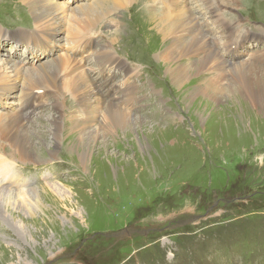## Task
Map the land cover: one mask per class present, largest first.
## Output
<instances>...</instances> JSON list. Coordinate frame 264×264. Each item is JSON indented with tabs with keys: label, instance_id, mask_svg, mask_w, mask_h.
<instances>
[{
	"label": "rangeland",
	"instance_id": "374dc122",
	"mask_svg": "<svg viewBox=\"0 0 264 264\" xmlns=\"http://www.w3.org/2000/svg\"><path fill=\"white\" fill-rule=\"evenodd\" d=\"M52 1L65 7L64 18L62 30L46 41L25 0H0V61L15 62L36 78L43 68L67 70L81 49L84 54L78 61L93 67L94 52L105 46L111 50L118 37L115 52L130 72H137L139 89L132 107L123 95L132 82L130 72L109 67L101 76L94 65L93 77L105 99L112 98L132 117L131 123H112L113 128L103 129L95 141L80 139L72 130L71 119L90 121V110L87 102L79 105L73 99L65 83L68 78L58 85L62 98L54 92L43 96L36 112L41 116H32L35 125L27 126L39 135L46 133L52 128V115L62 113L65 133L53 150L54 159L49 152L37 155V165L9 158L15 165L0 169V201L12 203L0 205V264H264V114L244 102L249 100L238 92L240 81L234 80V72L207 69L198 74L192 66L184 81L170 75L176 89L158 58L163 41L150 38L139 47L140 35L149 34L140 28L138 11L124 10L129 0ZM253 1L227 5L215 15L242 24L224 60L261 71L264 0ZM140 8L161 12L151 3ZM94 15L97 21H90ZM206 21L204 28L220 33ZM243 37L250 41L239 46ZM24 39L36 45L27 47ZM205 55L186 56L179 65L189 67L202 59L203 66L214 68L215 60L203 59ZM219 74L225 77L217 79ZM247 75L253 78L250 85L264 95V74ZM97 80L113 82L114 87ZM203 80L220 89L206 94ZM1 95L0 116L8 117L6 106H17L21 89ZM100 118L106 120L104 114ZM29 137L38 142L36 136ZM41 137L49 145L51 136ZM1 145H6V158L11 148L3 141ZM27 200L41 205L30 206ZM128 227L148 233L105 237Z\"/></svg>",
	"mask_w": 264,
	"mask_h": 264
},
{
	"label": "bare ground",
	"instance_id": "6f19581e",
	"mask_svg": "<svg viewBox=\"0 0 264 264\" xmlns=\"http://www.w3.org/2000/svg\"><path fill=\"white\" fill-rule=\"evenodd\" d=\"M249 1L252 0H192L193 3L190 2V0H129V5L124 10L127 12H131L132 10L138 11L143 20V25L140 26L138 24V26L144 30L145 34H149L146 37H144V34L140 35L141 42L139 47L145 46L143 41L150 38L151 41L154 40L155 42H159L160 40L163 41V45L158 50L160 52L158 58L165 66V70L169 73V77L176 89L177 84L170 75L178 76L177 81L179 82L184 81L191 76V70L193 69H190V67L192 66L196 67L194 70L198 74L205 72L207 69H214V71H220L222 74H228L230 71H233L236 76L234 80L240 81L238 86H236L238 92L241 95L243 93L246 94L249 100L247 101L245 99L244 102L259 109L260 114H264V95L250 85L253 78L247 75L248 73L264 74V70L261 69L260 71L256 66H252L251 64H229L223 58V53L230 48L231 42H233L234 37H236L234 35L239 30L241 31L240 28L242 27V24L238 23V21L236 22L237 24H231L222 20L218 15H215V12H219L222 7H226L227 5L238 7L242 3L247 5ZM13 2L14 6H20L18 3L15 4V1ZM101 2L106 4L107 0H102ZM253 2H256V0ZM148 3L156 4L157 6L159 5L161 12H146L145 9L142 11L140 7L142 5H148ZM25 5L30 10L31 16L36 23L39 32L43 31L46 34L44 40L50 41L60 30H62L64 6L60 7L52 0H25ZM198 5L201 7H198ZM17 7L15 11H17ZM95 10L100 11L98 6ZM17 15L20 16L22 14L17 13ZM97 19L98 17L94 15V19H90V21H97ZM206 20H210V23L213 22V24L218 27L220 33H217V30H213L214 28L212 29L208 26L204 28L207 23ZM207 32L213 34L209 35ZM32 38L34 39V37ZM117 39L115 40L116 42ZM240 39L239 46L250 41L245 37ZM261 39L264 40V37ZM24 41L27 42V47L36 45V42L34 41H28L25 39ZM116 42L114 46H116ZM216 44L219 45V50L214 47ZM114 46L111 50H109L108 46H105L103 50L94 52L96 62V65H94L97 67L96 70L99 71L101 76L105 75L109 67L116 70H125L126 73L130 72L129 65L117 55L118 53L115 52ZM148 47L149 49L153 48V45ZM233 51L236 52V49H233ZM199 52L206 53L203 59L215 60V67L206 68L203 66L202 59L198 61V64L191 61L192 63L189 67L185 64L179 65V60L185 59L186 56L195 57ZM74 54L76 58L72 57L71 62L68 63L67 70H64L65 72L61 70L62 68H59L58 70L43 68L42 74L36 78L32 77L30 72H27L26 69L22 68L15 62L7 60L0 61V102H2L4 97L1 94L8 93L10 89L15 87H20L21 89V96H19L21 99L17 102V106H12L11 103H9L8 106L4 104L8 109V117H6V115L0 116V163H2L0 169L10 170V166L7 164L15 165V163H13L14 161L9 160V158L17 159L25 164L32 163L33 165H37L40 160L37 155L40 153L49 152V157L51 159L56 157V150L55 152L53 150L58 146L59 141H61V135L65 133L61 124L63 114L61 113L58 116L52 115L53 125L51 130L40 135L36 130L27 126L26 123L29 124V122H31V125H35L36 121H33L32 116H41V113L40 115H36V112L39 107L42 106L41 101L46 93L54 92L57 93L55 94L56 96L59 95V99L62 98L58 85L60 87V84L65 81V78H68L65 83L68 86V91L73 96V99L78 102L79 105L83 104V102H87L90 110V121L86 119V122L84 123L85 119L83 118L80 120V116L74 117V120L71 119L72 130L73 132L78 133L75 136L79 135L80 139L86 138V140L95 141L102 135L101 131L103 129L111 130L113 128L112 123H123V125L131 123L132 117L129 112L121 109L119 106L116 107L112 98L105 99V93L101 92L99 85L95 82L93 77L95 70L93 68L94 65L93 67H90V63H87L86 60L78 61L77 57L82 56L84 51L81 52L80 49ZM227 54H233L234 58L236 56L235 53ZM227 67L230 68L229 71H227ZM136 73L135 70H131L130 72L129 76L132 79V82L127 84L129 86L124 90L128 92L124 93V91H119L124 93L123 95L126 96L128 105H131L132 107H135L133 100L136 97L137 89H139V86L136 87L135 84L137 80H135L137 76ZM222 74H219L217 79H223L225 76H222ZM107 77L112 81L113 77H111V75H108ZM98 82L103 86L107 84L108 87H114L113 82H108V80H105V83ZM203 84L205 86L204 91H206V94L208 93L207 91L220 89V87L209 86L204 80ZM26 90H29V92L25 93ZM64 94L66 93L64 92ZM115 94L113 95L115 96ZM54 103H57V100H55ZM56 109H58V107H56ZM101 114L105 115L106 120H101ZM99 118L100 122L97 126L92 125L96 123ZM104 133L105 132L103 131V134ZM47 134L51 136L49 145H47L44 142V138L41 137V135L46 136ZM31 135L32 137L36 136L38 142H33L29 137ZM1 141L8 144V149L9 147L11 148L9 152L10 155L6 158L3 157L7 150L6 145L2 146ZM70 143V140L66 139L64 141V146H68ZM1 199L2 198L0 197V200ZM7 199L10 200V198ZM25 203L30 206L41 205L39 200H27ZM2 204H4V206L12 205L10 201H0V205Z\"/></svg>",
	"mask_w": 264,
	"mask_h": 264
},
{
	"label": "water",
	"instance_id": "95a60500",
	"mask_svg": "<svg viewBox=\"0 0 264 264\" xmlns=\"http://www.w3.org/2000/svg\"><path fill=\"white\" fill-rule=\"evenodd\" d=\"M199 218H195V220H198ZM148 232L142 231V230H136L132 227L125 228L124 230H121L119 232L105 234V237H116V238H124V237H131L133 235L139 234V235H147ZM81 246L76 250L75 253H78Z\"/></svg>",
	"mask_w": 264,
	"mask_h": 264
},
{
	"label": "flooded vegetation",
	"instance_id": "af4514ba",
	"mask_svg": "<svg viewBox=\"0 0 264 264\" xmlns=\"http://www.w3.org/2000/svg\"><path fill=\"white\" fill-rule=\"evenodd\" d=\"M217 201H219V200H217ZM220 201H224V198H221ZM223 203H225V201Z\"/></svg>",
	"mask_w": 264,
	"mask_h": 264
}]
</instances>
